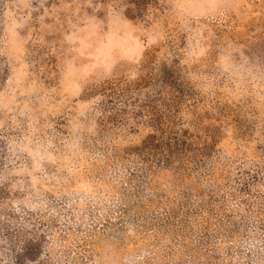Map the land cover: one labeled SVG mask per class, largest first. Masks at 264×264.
<instances>
[{"label":"rangeland","instance_id":"rangeland-1","mask_svg":"<svg viewBox=\"0 0 264 264\" xmlns=\"http://www.w3.org/2000/svg\"><path fill=\"white\" fill-rule=\"evenodd\" d=\"M0 264H264V0H0Z\"/></svg>","mask_w":264,"mask_h":264}]
</instances>
